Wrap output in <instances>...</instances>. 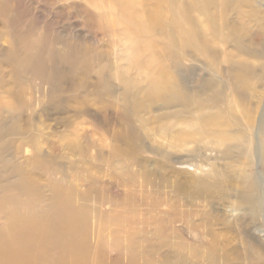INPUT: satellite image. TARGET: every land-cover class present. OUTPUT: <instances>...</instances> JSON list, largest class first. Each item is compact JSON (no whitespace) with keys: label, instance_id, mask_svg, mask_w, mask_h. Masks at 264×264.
Returning <instances> with one entry per match:
<instances>
[{"label":"rangeland","instance_id":"374dc122","mask_svg":"<svg viewBox=\"0 0 264 264\" xmlns=\"http://www.w3.org/2000/svg\"><path fill=\"white\" fill-rule=\"evenodd\" d=\"M72 1L85 4V0ZM22 2L24 7L26 4V10L23 6L20 10L22 25L29 24L25 40L31 41L34 34L39 33L44 59L48 57V48L60 51L59 41L70 37L89 47L91 55L98 57L101 64L92 63L93 67L77 70L69 63L51 65L48 62V73L53 68L57 72L62 70L52 90L27 77L32 82L31 86L26 83L22 93L26 106L20 125L18 123L21 132L5 139L18 171L11 181L19 177L34 179L32 182L37 184L36 190L43 198L49 196L47 185L50 183L56 182L68 189L73 205L87 213L88 243L101 258L94 256L105 264L122 262L126 257L111 245L115 232L124 239L130 229L148 231L153 222L165 224L167 230L162 235L151 233L139 237L142 259L149 264H179L174 259L178 255H185L188 260L185 264H206L204 256L212 239L207 231L220 242H231V258L236 262L243 263L249 258L250 252L241 246L248 242L247 249L253 250L256 257L253 263L264 264V229L251 219L247 207L236 210L232 207L240 187L227 186L225 178L210 181L205 173L190 167L199 155L210 159L211 164L214 162V153L199 144L203 138L191 131L196 129L195 106L181 109L175 104L145 98L144 91L152 81L151 72L125 62L123 27H116L114 31L100 28L99 31L94 23L91 28L87 27L86 16L60 0ZM263 4L264 1L259 0L257 11L264 13ZM177 5L180 10L186 9L193 27L199 26L198 23L207 25L210 21L211 11L201 12L198 0H177ZM148 6L150 11L155 10L156 1H149ZM134 10L141 11V7L138 5ZM242 12L251 14L248 8H243ZM235 16V12L230 13L231 20ZM246 25L255 31L258 23L246 21ZM166 41L165 34H156V44ZM7 46L8 38L0 19V48ZM225 49L230 50V47ZM153 51L157 49L154 47ZM150 55L151 52L145 51L141 62ZM174 59L179 66L168 75L179 80L191 94L207 89L210 75L202 69L206 60L201 61L191 49L178 52ZM0 66L6 75L2 85L7 87L8 74L14 66L5 63ZM103 67L109 68L99 75L97 71ZM112 71L125 73L126 83L116 79ZM103 76L107 77V88L99 81ZM263 91V86L256 89L260 101L264 98ZM8 100L0 88L2 110L6 109L4 104ZM184 131L191 135L185 141L177 139V134ZM215 162L229 172V161ZM242 162L246 161L241 159ZM262 169L264 180V163ZM193 178L216 183L219 189H201L197 196L192 187ZM182 220L199 226L196 237L186 236L179 223ZM207 221L215 225L208 229ZM244 230L252 233L253 238L246 239ZM182 240L186 245L180 247L178 242ZM192 245L199 252L190 253L188 247ZM148 247L151 252L145 250Z\"/></svg>","mask_w":264,"mask_h":264},{"label":"bare ground","instance_id":"6f19581e","mask_svg":"<svg viewBox=\"0 0 264 264\" xmlns=\"http://www.w3.org/2000/svg\"><path fill=\"white\" fill-rule=\"evenodd\" d=\"M60 1L86 16L84 24L87 27L91 28L93 23L96 29L103 31L123 27L125 62L151 72V84L144 91L146 99L175 104L181 109L195 106L196 129L191 131L203 138L199 144L214 153V162L211 164L210 159L199 155L190 167L205 173L210 181L225 178L227 186L240 187L233 209L247 207L251 219L264 229V98L260 101V94L256 92L257 87H264V13L257 11L259 0H198L200 11H211L212 14L207 25L198 23L195 27L190 25L186 9L180 10L177 0H85V4ZM149 1H156L155 10L150 11ZM138 5L141 11L134 10ZM22 6L26 10L22 0H0V19L8 38L7 48H0V65L14 66L8 74L11 85L7 87L2 85L6 75L0 66V88L9 99L4 104L6 109L0 108V220L3 222L0 224V264H105L88 243L87 213L73 205L68 189L56 182L50 183L47 185L49 196L43 198L36 190L37 184L32 182L34 179L19 177L13 181L18 171L5 139L21 132L18 123L20 125L26 106L22 99L26 83L31 86L36 79L52 90L56 76L62 70L57 72L53 68L48 73V62L51 65L69 63L77 70L93 67L92 63L101 64L98 57L91 55L89 47L70 37L59 41L60 51L48 48V57L44 59L39 33H33V40H25L29 24L22 25ZM243 8L250 9L251 14H248L249 10L244 14ZM231 12L236 15L232 20ZM250 20L258 23L255 31L246 25ZM156 34H165L167 41L156 44ZM154 47L157 52L153 51ZM188 49L195 51L201 61L206 60L202 69L210 75L207 89L195 94L187 92L179 80L168 75L171 69L179 66L174 56ZM145 51L151 55L141 62ZM106 68L109 67L98 70L99 75L104 74ZM112 74L126 83L125 73L112 71ZM61 76L64 78L65 74ZM99 81L103 87H108L106 76ZM255 99L257 102H252ZM190 135L189 131L180 132L177 139L185 141ZM241 159L246 162L240 163ZM215 160L229 161V172ZM192 187L197 196L201 189H219L218 184L200 178H193ZM179 223L186 236L196 237L199 226L190 220ZM164 225L153 222L148 231L132 228L124 239L115 232L111 245L126 257L122 262L112 264H149L142 259L143 249H140L138 239L151 233L162 235L167 230ZM214 225L206 222L208 229ZM210 232L207 231L212 239L204 256L206 264H259L253 263L256 257L253 250L247 249L248 242L240 244L243 250L250 252L249 258L243 263L236 262L231 258V242H220ZM243 233L246 239L253 238L249 231ZM98 244L100 247L101 243ZM178 245L186 244L182 240ZM188 249L190 253L199 252L193 245ZM145 250L151 252L152 249ZM184 257L178 255L174 259L185 264L188 260Z\"/></svg>","mask_w":264,"mask_h":264}]
</instances>
